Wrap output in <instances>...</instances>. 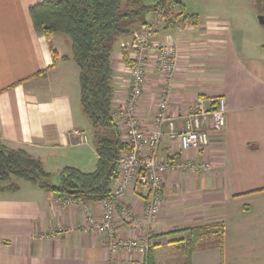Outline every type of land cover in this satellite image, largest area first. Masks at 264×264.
I'll return each instance as SVG.
<instances>
[{"label":"crops","instance_id":"1","mask_svg":"<svg viewBox=\"0 0 264 264\" xmlns=\"http://www.w3.org/2000/svg\"><path fill=\"white\" fill-rule=\"evenodd\" d=\"M42 1L0 0V142L25 149L51 173L61 174L66 166L91 172L95 167L86 169L67 153L89 143L83 129L80 69L72 59H62L71 56L68 38H47L36 31L30 7ZM229 1L215 0L201 16L187 13L188 18L158 28L153 37L156 46L175 42L179 49L170 92L177 129L201 99L214 108V100L224 95L227 113L225 127L212 132L210 144L200 151L182 150L178 139L165 134L161 158L208 162L211 168L168 172L163 207L153 220L145 213L144 187H130L118 201L113 224L118 236L133 239L151 232L149 252L113 251L105 233L89 228L102 219L100 201L64 203L61 198L68 197L17 180L19 190L0 192V264H185L188 230L215 223L223 224V246L196 251L191 264H264V28L252 19L234 22ZM150 19L132 25V34L115 43L113 109L124 104L130 91L124 46ZM164 85L152 59L137 108L147 134L154 128ZM117 125L125 141L124 124ZM77 132L87 140L81 141ZM59 227L67 231L43 235Z\"/></svg>","mask_w":264,"mask_h":264},{"label":"trees","instance_id":"2","mask_svg":"<svg viewBox=\"0 0 264 264\" xmlns=\"http://www.w3.org/2000/svg\"><path fill=\"white\" fill-rule=\"evenodd\" d=\"M184 5L182 0H43L30 7L36 31L49 38L63 34L69 39L72 59L79 67L80 103L83 113L95 128L96 168L91 172L66 166L61 172V184L50 182L52 173L43 162L25 149H11L0 142V192L17 191L15 181L26 180L74 199L90 198L102 201L112 196V187L118 177V159L127 148L113 117L114 87L112 56L116 41L132 34L123 25L148 11H164L166 27L177 23L172 18L173 7ZM125 9V10H124ZM186 17V16H185ZM57 56V52L53 50ZM131 63L128 50L123 52ZM189 240L183 246L185 264H191L192 255L210 247H222L223 224H204L189 230Z\"/></svg>","mask_w":264,"mask_h":264},{"label":"built area","instance_id":"3","mask_svg":"<svg viewBox=\"0 0 264 264\" xmlns=\"http://www.w3.org/2000/svg\"><path fill=\"white\" fill-rule=\"evenodd\" d=\"M165 21L166 13L158 11L150 23L136 30L134 39L128 47L129 58L132 60L128 68L129 95L121 107L112 111L116 123L122 121L124 124L127 148L120 153L118 159L119 175L112 187V196L101 201L104 209L102 219L89 228L105 233L113 251L125 249L145 254L152 246L151 232H145L139 238L122 239L114 229L118 201L124 198L130 187L141 186L147 190L145 213L148 220H153L163 207L165 198L163 182L168 172L208 171L211 168L208 162L186 159L177 163L161 158V144L165 134L173 140L178 139L182 150L200 151L210 144L211 133L221 131L226 124L227 98L221 95L214 100V108L207 107L203 99L199 100L193 110L185 115L182 129H177L176 117L170 113V92L177 71L179 49L175 42L164 46H156L153 43L156 29L162 27ZM152 59L156 68L163 73L165 85L160 91L154 128L147 134L138 119L137 108L144 94L148 65ZM77 134L81 141L87 140L85 135L80 132ZM61 199L64 203L78 202L71 197ZM125 213L130 216L128 211ZM64 231H67V228L59 227L43 235L49 237Z\"/></svg>","mask_w":264,"mask_h":264},{"label":"rangeland","instance_id":"4","mask_svg":"<svg viewBox=\"0 0 264 264\" xmlns=\"http://www.w3.org/2000/svg\"><path fill=\"white\" fill-rule=\"evenodd\" d=\"M145 3H152L154 0H143ZM184 3L185 11L182 6L177 4V6H173V11H172V18H174L177 23L181 22L183 19L188 18L187 13L191 14H196L198 13L200 16L206 13L207 11L210 12V10L213 8V3L215 0H182ZM254 3L258 6V10L255 8ZM229 4L231 5V8L235 11V13H231L234 16L233 21H238L239 23H242L243 19H252L259 24V16L264 15V0H230ZM125 10V9H124ZM232 10V9H231ZM153 17L152 11H148L145 14H140L137 18L133 20H127L125 23L123 22V25L127 27H131L132 25L136 23H140L148 18H151L150 20L143 22L141 24H147L150 23L151 20H153L156 17V13ZM186 12V13H185ZM152 15V17H151ZM186 16V17H185ZM183 18V19H182ZM140 26V27H141ZM166 26V21L164 22L163 26L160 28H165ZM264 28V25H261ZM139 27V28H140ZM155 30V29H154ZM157 30V29H156ZM170 32V31H169ZM65 38H68L66 35H63ZM130 44L124 46L126 50H128V47ZM71 51V50H70ZM125 51V50H124ZM84 118L85 123L83 124V129L84 133L88 136L89 138V143L84 146V148H75L71 151H68L67 153L69 154V159L71 161L77 160L83 167H86V169H93L94 167L96 168V163L98 160V155L96 152V138H95V128L91 124V122L88 120V118L85 116V114L82 115ZM206 172V171H203ZM17 181V179H15ZM54 183H61V174L58 171H53L52 172V177L50 178V182Z\"/></svg>","mask_w":264,"mask_h":264},{"label":"water","instance_id":"5","mask_svg":"<svg viewBox=\"0 0 264 264\" xmlns=\"http://www.w3.org/2000/svg\"><path fill=\"white\" fill-rule=\"evenodd\" d=\"M259 22L264 25V15L259 16Z\"/></svg>","mask_w":264,"mask_h":264}]
</instances>
